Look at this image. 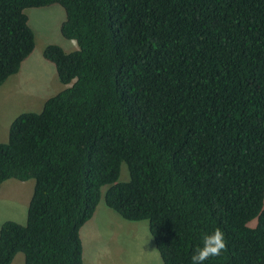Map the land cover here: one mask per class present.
<instances>
[{
  "label": "trees",
  "instance_id": "1",
  "mask_svg": "<svg viewBox=\"0 0 264 264\" xmlns=\"http://www.w3.org/2000/svg\"><path fill=\"white\" fill-rule=\"evenodd\" d=\"M60 5L46 46L64 88L0 143V189L35 180L0 264H84L81 229L107 207L148 221L163 264H264V0H0V86L34 52L25 10ZM130 180L118 182L121 165Z\"/></svg>",
  "mask_w": 264,
  "mask_h": 264
},
{
  "label": "rangeland",
  "instance_id": "2",
  "mask_svg": "<svg viewBox=\"0 0 264 264\" xmlns=\"http://www.w3.org/2000/svg\"><path fill=\"white\" fill-rule=\"evenodd\" d=\"M32 28L36 47L19 71L0 86V143L7 142L12 122L24 112H40L44 102L61 92L64 86L56 68L44 57L50 44L66 52L78 49L76 42L64 38L61 25L65 10L52 5L25 10ZM130 180L125 163L121 165L118 182ZM35 180L5 181L0 189V228L6 221L25 224ZM102 190L101 201L94 216L81 229L84 264H163L156 249L148 221H129L107 207ZM24 256L17 254L12 264H23Z\"/></svg>",
  "mask_w": 264,
  "mask_h": 264
},
{
  "label": "clouds",
  "instance_id": "3",
  "mask_svg": "<svg viewBox=\"0 0 264 264\" xmlns=\"http://www.w3.org/2000/svg\"><path fill=\"white\" fill-rule=\"evenodd\" d=\"M225 247L224 234L219 229L213 230L202 237L198 246L190 257L191 264H205L209 256H217Z\"/></svg>",
  "mask_w": 264,
  "mask_h": 264
},
{
  "label": "crops",
  "instance_id": "4",
  "mask_svg": "<svg viewBox=\"0 0 264 264\" xmlns=\"http://www.w3.org/2000/svg\"><path fill=\"white\" fill-rule=\"evenodd\" d=\"M66 87H67V86H66ZM66 87H65V88H66ZM20 254H21V253H20ZM22 255H23V254H22ZM23 256H24V255H23ZM23 264H25V258H24V263H23Z\"/></svg>",
  "mask_w": 264,
  "mask_h": 264
}]
</instances>
